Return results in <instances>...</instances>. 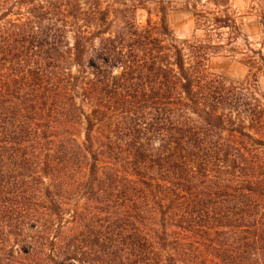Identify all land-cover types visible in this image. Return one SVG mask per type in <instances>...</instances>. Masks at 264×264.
<instances>
[{"label": "trees", "instance_id": "obj_1", "mask_svg": "<svg viewBox=\"0 0 264 264\" xmlns=\"http://www.w3.org/2000/svg\"><path fill=\"white\" fill-rule=\"evenodd\" d=\"M232 1L189 0L204 37L179 41L167 0H0V223L25 253L264 264V55L207 69L237 53Z\"/></svg>", "mask_w": 264, "mask_h": 264}, {"label": "rangeland", "instance_id": "obj_2", "mask_svg": "<svg viewBox=\"0 0 264 264\" xmlns=\"http://www.w3.org/2000/svg\"><path fill=\"white\" fill-rule=\"evenodd\" d=\"M173 10L168 16V24L174 36L179 41L204 37L202 31H197L193 12L186 9L189 0H167ZM232 9L235 12L241 29V37L236 43L237 53L227 51L212 56L207 63L210 73L220 76L229 82H243L249 75V68L245 65L246 42L251 49L260 51L264 55V0H233ZM147 15L141 16L145 23ZM157 21V18H153ZM259 85L264 91V76L259 78ZM18 229L0 223V264H60L58 257L50 258L42 248L44 242H37L38 251L35 254L24 252L29 247V242L17 241L15 234ZM32 235L37 231H30Z\"/></svg>", "mask_w": 264, "mask_h": 264}]
</instances>
